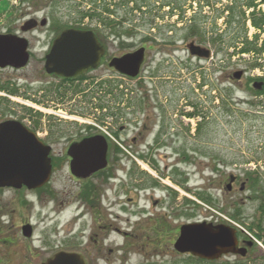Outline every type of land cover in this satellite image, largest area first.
<instances>
[{
    "label": "flooded vegetation",
    "instance_id": "1",
    "mask_svg": "<svg viewBox=\"0 0 264 264\" xmlns=\"http://www.w3.org/2000/svg\"><path fill=\"white\" fill-rule=\"evenodd\" d=\"M61 1L46 0L48 7L53 5L51 11L44 8L31 15L25 12L20 18L10 11L5 19H0V130L7 124L15 127L13 133L4 137L6 141L14 137L25 139L30 131L49 147L51 162L49 181L39 189L29 190L24 184L18 188L0 186V217L4 209L2 195L9 194L8 204L19 199L22 205L29 206V193L37 196L38 191L47 188L55 173L56 162H62L68 177L75 183L73 196L76 205L64 240L70 247H63L61 251L78 254L84 264H128L131 253L141 258L137 264L148 263L149 258L161 253L192 258L174 249L180 227L193 222H212L207 217L201 221L193 220V203L181 196L183 192L179 188L189 193L192 189L185 179H174L173 173L168 172V165L160 167L161 152L167 147L161 139L170 135L163 124L170 119V113L165 107L167 100H159L158 93L164 89L171 92L170 84L175 78L172 71L167 70L172 69L169 65L171 53L164 54L158 45L176 43L177 28L182 27L186 30L184 42L189 59L214 61L215 57H223L226 27L233 24L236 39L230 51L239 61L247 59L251 62L252 80L247 79L244 68L240 69L239 80H235L232 74L228 75V80H244L245 83L249 80L247 87L264 106V0H129L130 7L141 12L140 29H124L122 32L115 28L118 25L112 20L104 23L101 30L96 24H89L92 12H82L81 21L55 18L57 4L61 3L66 12V3ZM205 26H210V31H203ZM67 30L92 32L103 49L95 68H88L72 78L46 70L56 40ZM134 44L138 47L132 48ZM190 44L207 50L209 57L203 59L192 55L188 49ZM156 49L160 55L157 61ZM137 50H141V61L136 75L120 72L119 69L127 67L124 57ZM195 51L206 53L202 49ZM29 68L32 76H29ZM104 69L105 74H101ZM217 70L219 82L225 87L224 67L218 64ZM94 84L97 90L106 92L111 98V106L106 110L111 115V122L124 119L125 125H119L117 129L110 126L112 139L103 136L89 122L65 117L68 113L80 114L71 105L76 103L74 98L77 95L69 100L68 92L82 88L90 90ZM131 89L138 94V99L133 105L126 106L129 96L133 95ZM121 100L125 102L121 103ZM113 105L120 109L113 108ZM42 108L47 116L40 115ZM114 111L124 113V118ZM195 114L193 110L188 117ZM60 119L79 123H72V127H78V130L71 131L70 136L62 133L61 123L64 121ZM85 142V148L81 147ZM56 144H61L59 150L55 149ZM82 153L88 155L76 157ZM119 157H123L122 166ZM102 162L105 165L97 169ZM177 164V160L172 163L173 167ZM159 176L164 178L161 183L171 186L169 183L172 182L175 187L171 186L172 190L161 187L155 180L160 179ZM241 176L228 174L220 181L221 189L233 200L237 247L245 249L243 256L236 255L239 264L264 260V239L256 235L261 242L251 240L238 221L239 218H248L246 206L250 205L253 209L251 223L255 226L246 223L247 228L255 234L258 231L264 234L258 223L259 217H254H264L263 182L255 180L253 175L244 173ZM162 191L165 195H156ZM46 195L51 196L49 192ZM178 214L185 216L184 222L176 221ZM29 224L26 220L16 226L21 241L29 240V236L22 233V228H29ZM31 228L33 232V226ZM73 230L75 233L71 236ZM8 241L10 245L14 243L10 238ZM252 254L254 258H251Z\"/></svg>",
    "mask_w": 264,
    "mask_h": 264
},
{
    "label": "rangeland",
    "instance_id": "2",
    "mask_svg": "<svg viewBox=\"0 0 264 264\" xmlns=\"http://www.w3.org/2000/svg\"><path fill=\"white\" fill-rule=\"evenodd\" d=\"M45 2L46 0H0V19H5L6 15L11 12L16 13L17 18H20L25 12L31 15L44 8L51 11L50 7L53 5L48 7ZM61 2L66 3V12L64 13L61 3L57 4L54 8V17L57 19L81 21L79 17L82 12H92L93 16H89V24H96L99 30L109 20H112L114 25H118L115 28L120 32L124 29L133 31L140 29L141 12L131 8L129 0H62ZM209 27L205 26L203 31L206 32L207 29L210 31ZM177 29L178 41L176 43L158 45L164 54L170 55L171 53L172 61L169 65L173 70H167H171L175 78L170 84L171 92L164 89L160 94L158 93V96H161L158 97L159 100H167L165 107L170 113V119L163 124L164 130L170 135L161 139L167 147L161 152L160 167L168 165V172L173 173L174 179L187 181L192 193L180 188L179 190L183 192L182 197L193 203L192 218L194 221H201L207 217V220L214 224H226L233 227L225 220L228 219L237 224V219L233 217V200H230L224 189H221L220 181L228 174L240 175L242 178L241 175L245 173L253 175L257 181H262L264 186V106L260 105L256 96L247 87L249 80H252L250 77L251 62L247 59L239 61L230 51L236 39L234 37L236 28L233 24H227L226 27L223 39L226 50L223 57L219 59L215 57L214 61L189 59L185 48L186 42H184L186 30L182 27ZM137 47L138 44H134L132 48ZM156 51L157 61L160 55H158L159 50L156 49ZM164 54L163 58H165ZM218 64L224 67L225 87L219 82ZM241 68L247 72L249 80L246 83L244 80L239 82L228 80V75L240 71ZM104 72L105 69L101 74H105ZM32 75L29 68V76ZM131 90L133 95L129 96V103L126 106L133 105V101L138 99V94L133 89ZM75 95H77L76 98H74ZM67 96L69 100L74 98L76 103L71 105L75 106L80 114L68 113L66 118L76 117L80 121L89 122L99 133L101 129L109 136H111L110 126L117 129L119 125H125L124 119L121 122L113 118L114 122H111V115L106 111L111 106V98L106 92L97 90V85L94 84L90 90L82 88L76 92L75 90L69 91ZM113 108L120 109L119 106L114 105ZM193 110L196 114L189 118L188 115ZM42 111L40 115L47 116L45 109L42 108ZM114 114H120L124 118L122 115L124 113L114 111ZM51 119H55L54 116H51ZM60 120L64 121L61 123L63 124L62 133H69L68 136H70L71 131L78 130V127H72V123L75 122L67 119ZM60 148L61 144H56L55 149ZM175 160L178 164L173 167L172 163ZM119 162L122 166L123 157H119ZM61 164L64 166L62 167ZM222 164L224 167L221 166ZM56 165L53 178L48 187H45L47 191L43 188V191H38L40 193L37 196L33 192L29 193V206L22 205L19 199L12 200L8 204L9 194L2 195L4 209L0 217V239L2 240L0 264H42L54 253L61 251V248L70 247L64 240L68 235L69 225L73 221L76 205L73 196L75 183L68 177L65 163L56 162ZM155 180L159 181L161 187L166 186L161 183V180H164L163 177L155 178ZM169 185L175 187L172 182ZM171 186L166 187L171 189ZM46 192H49L51 196L46 195ZM175 193L180 195V192ZM159 194L165 195V192H156V195ZM246 207L248 218H239L238 221L254 241L261 242L260 238L264 239V234L260 231L255 234L247 228L246 223H251L253 209L250 205ZM254 217H259V226L264 230V217L259 215ZM26 220H29L33 226V232L29 240L21 241L16 226ZM184 220V215L178 214L176 217L178 223ZM9 224H13L14 227ZM252 225L255 226V224ZM74 233L75 230L70 235ZM256 235L260 238H256ZM9 238L14 242L11 245ZM197 259L161 253L158 256L153 255L145 264H209L208 261L202 262L203 260ZM141 261L139 256L131 253L128 264H137ZM238 261L237 256L224 255L218 260L209 262L239 264ZM243 264H264V260Z\"/></svg>",
    "mask_w": 264,
    "mask_h": 264
},
{
    "label": "water",
    "instance_id": "3",
    "mask_svg": "<svg viewBox=\"0 0 264 264\" xmlns=\"http://www.w3.org/2000/svg\"><path fill=\"white\" fill-rule=\"evenodd\" d=\"M188 49L192 55L203 59L209 57L207 50L201 47L190 44ZM196 49H202L206 53H198ZM140 52L141 50H138L125 56L127 67L119 69L120 72L135 76L141 61ZM102 53L103 49L97 44L92 32L67 30L56 40L47 59L46 70L64 78H72L88 68H95ZM241 74V71H237L233 73V78L238 80ZM14 131L15 127L10 124L4 125L0 130V186L18 188L24 184L29 186V190L38 189L48 182L51 174L49 147L44 146L30 132L29 137L26 136L25 139L14 137L6 141L4 137ZM86 143L81 147L85 148ZM102 148L104 150V147ZM86 155L88 154L82 153L76 157L84 158ZM104 165L105 162L99 163L97 169ZM31 232L30 226L22 228L25 237H30ZM174 249L180 254H190L207 261L218 260L228 254L241 256L245 254V249L237 247L235 229L206 222L182 225ZM42 264H84V262L78 254L59 252Z\"/></svg>",
    "mask_w": 264,
    "mask_h": 264
},
{
    "label": "trees",
    "instance_id": "4",
    "mask_svg": "<svg viewBox=\"0 0 264 264\" xmlns=\"http://www.w3.org/2000/svg\"><path fill=\"white\" fill-rule=\"evenodd\" d=\"M198 260V259H197ZM202 262H206V261H202ZM207 263H209V264H214L215 262H207ZM226 264H230V263H226Z\"/></svg>",
    "mask_w": 264,
    "mask_h": 264
}]
</instances>
